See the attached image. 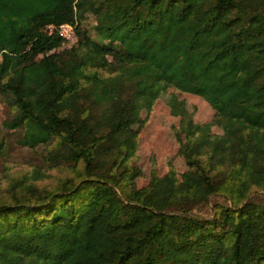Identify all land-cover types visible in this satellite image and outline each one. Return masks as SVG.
<instances>
[{
	"label": "trees",
	"instance_id": "1",
	"mask_svg": "<svg viewBox=\"0 0 264 264\" xmlns=\"http://www.w3.org/2000/svg\"><path fill=\"white\" fill-rule=\"evenodd\" d=\"M168 83L224 134L188 122V169L131 188L132 122ZM0 94L23 145L74 164L0 196V264H264V0H0Z\"/></svg>",
	"mask_w": 264,
	"mask_h": 264
},
{
	"label": "rangeland",
	"instance_id": "2",
	"mask_svg": "<svg viewBox=\"0 0 264 264\" xmlns=\"http://www.w3.org/2000/svg\"><path fill=\"white\" fill-rule=\"evenodd\" d=\"M96 16L87 13L82 20V27L95 40H100L96 32ZM52 28H49L50 31ZM54 29V28H53ZM74 36L56 51L71 48L78 42ZM176 112V113H175ZM16 117L11 102L0 94V196L9 194L13 186L22 182H34L42 187H53L57 180L65 175H72L74 164L56 160L53 145H39L31 148L21 143L23 130L6 127L5 121ZM211 124L214 135L224 134L223 128L215 120V110L202 97L184 93L168 83L157 92L155 101L145 102L140 115L132 122L138 132V148L130 160L129 181L131 188L147 186L154 173L162 176L174 170L180 177L187 169L183 156V143L187 139V125ZM82 168L81 164L74 167ZM41 177L35 181V177ZM257 201H264L263 195L256 196ZM228 205V201L219 195L210 198L207 204L197 206L194 212L203 217H211L215 205Z\"/></svg>",
	"mask_w": 264,
	"mask_h": 264
},
{
	"label": "built area",
	"instance_id": "3",
	"mask_svg": "<svg viewBox=\"0 0 264 264\" xmlns=\"http://www.w3.org/2000/svg\"><path fill=\"white\" fill-rule=\"evenodd\" d=\"M50 31L53 30L54 27ZM60 34L67 40H70L71 36H74L73 27L69 24H65L59 27Z\"/></svg>",
	"mask_w": 264,
	"mask_h": 264
}]
</instances>
